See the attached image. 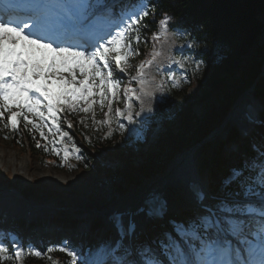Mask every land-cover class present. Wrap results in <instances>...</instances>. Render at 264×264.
<instances>
[{"label": "snow or ice", "instance_id": "obj_1", "mask_svg": "<svg viewBox=\"0 0 264 264\" xmlns=\"http://www.w3.org/2000/svg\"><path fill=\"white\" fill-rule=\"evenodd\" d=\"M6 8L9 12L26 10L31 23L0 18V117L5 112L11 113L4 127L18 131V117L22 116L25 127L31 125L42 139H49L44 131L48 128L49 132L59 133L63 140L69 134L61 130L58 113L64 111L65 104L75 107L74 101L87 102L94 87L100 89L97 94L101 109L109 93L113 98L118 96L114 90H118L120 82L114 78V69L125 73L130 67L129 60L138 51L133 45H139L141 30L147 27L143 21L149 16V5L142 0L119 5L115 0H55L54 4L51 0L47 3L27 0L23 4L8 0ZM159 24L166 32L167 19L160 20ZM153 39L158 40L160 36L154 35ZM145 63L152 61L141 63L137 76L131 77L142 85ZM29 67L36 77L52 74L66 86H73L53 93L46 84L41 85L29 76ZM58 67L68 69L71 79L56 71ZM196 67L198 70L199 65ZM77 70L84 79L77 81ZM77 84L79 86H74ZM133 91L125 90L129 101L128 94ZM91 103L79 111H90ZM111 103L109 100V111ZM13 107L18 111H12ZM127 108V119L131 123V103ZM28 113L40 122L30 120ZM116 114L124 113L117 109ZM248 119L264 124V104L259 110L251 107ZM51 143L52 152L60 156L56 141L53 139ZM36 147H41L39 141ZM249 147L253 156L229 170L218 193L210 194L199 182L190 183L188 191L197 211L183 218L170 217L156 237L139 238L138 221L159 220L166 215L165 202L157 193L149 192L134 208L117 209L112 213L109 222L113 237L99 243L87 256L67 246L58 250L67 253L70 264H77L78 257L80 264H264V142L259 146L258 172L254 163L257 145L252 143ZM45 150L48 151L47 146ZM75 151L78 153L80 149ZM68 157L69 151L65 149L64 161ZM8 243H15L18 249L10 254ZM55 250L48 248L47 252ZM27 255L40 258L45 253L32 245L25 251L19 238L0 239V260L18 261ZM47 258L52 260L50 256Z\"/></svg>", "mask_w": 264, "mask_h": 264}, {"label": "trees", "instance_id": "obj_2", "mask_svg": "<svg viewBox=\"0 0 264 264\" xmlns=\"http://www.w3.org/2000/svg\"><path fill=\"white\" fill-rule=\"evenodd\" d=\"M148 5L149 16L143 21L147 27L141 30L139 45H133L138 50L137 55L151 59L148 49L157 47L159 39L154 40L153 36H160L159 22L165 18L167 26L186 45V80L178 87L170 85L152 118V129L160 124L162 133L154 143H136L143 161L137 165L129 140L123 141L116 132L103 138L91 126H77V134L88 138V141L84 140L85 146L98 155L78 143L84 157L80 167L86 171L94 169L112 181H118L121 192L154 179L164 172L174 155L208 137L227 117L244 89L257 79L264 56V44L259 45L264 34V0H151ZM257 95L264 102V82L257 88ZM202 104L206 114L200 120L194 109ZM19 122L20 129L14 131L4 127L8 115L5 113L0 117V138L6 145L25 149L27 144L30 157L36 162H61L60 156L52 152L50 142L29 126L26 128L22 116ZM235 136L233 131L226 144L235 140ZM36 141L41 147H36ZM224 145L220 142L204 159V165L211 170V179H218L217 170L224 172L220 166L225 163L219 158ZM258 157L259 152H255L256 162H260ZM219 188V185L215 186L216 192ZM42 192L31 186L25 194L40 200ZM99 225L96 221L95 228ZM49 256L52 260L47 258ZM70 259L64 252L55 250L40 258L28 255L25 264H70ZM0 264L19 262L5 259L0 260Z\"/></svg>", "mask_w": 264, "mask_h": 264}, {"label": "rangeland", "instance_id": "obj_3", "mask_svg": "<svg viewBox=\"0 0 264 264\" xmlns=\"http://www.w3.org/2000/svg\"><path fill=\"white\" fill-rule=\"evenodd\" d=\"M263 44H264V34L262 35L259 42L260 46H262ZM167 45H168V38H166V42L161 43V53L159 55H162V53L164 52L162 49L164 46ZM158 58H161V56ZM169 59L171 64H168L165 67H160L159 69H157V73L155 74V78H157L161 83L162 89L159 98H157V100L151 106V110H149V114H151V112L155 109L156 104L159 102V99L165 96L166 89L169 83L171 82L177 83V80L183 76L182 75L184 70L183 65L173 64V62L171 61L172 57L170 56ZM141 63H142L141 61H136V63H134L132 66L127 68L128 71L133 75L138 74V68ZM155 68L157 67L152 66L151 68L152 71H154ZM148 72L149 69H143L141 75L145 77V75L148 74ZM50 76H52V74L48 75V77ZM261 82H262L261 80L258 81L257 83L258 87H260L259 83ZM53 84H54L53 86L60 92L65 89V88H61L60 83H53ZM252 88L253 85L251 84L245 90H247V92H250ZM114 91L118 92V96L116 98H113L111 96V93L108 94V96H111L113 100L111 103V111H109V107L107 103V111L105 114L107 125L111 128H116L117 131L118 130L120 131V129H124L126 131V135L125 137H123V140L127 139L128 136L132 135L136 141L146 139L148 143H154L158 134L162 132V127H160L156 132H154L151 131L150 129L149 119L145 123L144 122L141 123V120L144 114L146 113V107L143 104L138 105L140 113L138 116L134 117L133 126H131L132 122L130 123L127 117L125 118L124 115L118 116L116 114V109H117L116 106H123L124 110H126L127 105L130 103L129 99L124 94L125 88L124 87L118 88V90H114ZM137 97H139V99H137ZM137 97L134 95V99L132 102L136 103V100L137 101L141 100L139 94L137 95ZM92 101H94V99L87 100V102H85L84 100L74 101L73 104L75 105V107L65 104L63 106L64 111L68 110L69 112H71L73 114L74 119L77 118L79 120L81 119V117L90 118V122L93 125L92 126L93 129L98 133H102L104 131L105 120L103 118H102V122H99L97 120V115L99 112L98 111L99 103L98 101L97 102L95 101V103H91ZM89 103H91L90 111L88 112L79 111V108L89 107ZM82 104H87V106L86 107L80 106ZM43 110L44 109H42V111ZM194 110L197 117L200 120H202L204 115L206 114L205 105L204 104L198 105L195 107ZM64 111L60 112V114H62L63 116L65 115ZM45 115H47L46 112ZM112 118H116L115 124L112 122ZM47 122L51 126L52 124L51 119H49ZM120 125H124V127L121 128ZM224 125H225L224 123H221L217 128L218 129L222 128ZM224 127H225L224 131H228L230 126L226 125ZM51 133L53 135L56 134L54 130ZM217 138L215 137L210 139L211 145L209 147L199 148L197 150L198 151L197 165L201 164L203 162L204 157H206L207 152H209L212 148L216 146L218 141ZM190 147H192V145ZM73 148L74 145H71L70 147L68 146L65 149L69 151L68 160L74 162L77 165L79 162V159H77V157L79 155ZM56 149L59 151V147H57ZM132 151L135 157L134 160L135 164L138 165L139 163L143 162L135 147L133 148ZM172 164L173 162H171L169 168L167 167L166 171L162 175L157 176L153 180L146 181L137 188H133V189L127 188L125 194H121L119 193L118 190V181L113 182L112 180H108L105 177L99 175L98 172H96L94 169H91L90 171H86L83 168H77L76 165H73L70 168L62 167V166H58L56 168L55 166L50 165L49 163L46 162L44 163L36 162L33 161L32 158H30L29 151L26 148L25 149L13 148L11 146L6 145L5 142L0 139V192L12 190L23 193L25 191V188H27L28 186H29L28 189L31 186H34L38 191H43L41 193L42 195L41 201L39 203L38 202H33V203L39 204L40 209H43V211L38 212V214L48 215V220L50 219L51 220L50 223L56 227L54 218L59 216L55 213L57 212L55 211L57 207L59 209L64 208L66 209V212L69 213H73L72 210L86 211V212H81L79 216L85 217L86 219H88L87 221H91L94 218L98 219V213L110 209L112 205H117L118 203L123 202L127 198H130V196L132 195L141 194L144 191V189L147 188L148 185L158 180L159 177L161 176L166 177L167 175L165 174L169 173ZM62 178L65 179V181L62 182ZM174 193H175V197L173 198H174V203L176 205L183 198L179 196L182 193L180 192H174ZM13 200L14 203L18 205H23L25 203V201L19 195H17L16 199ZM66 212L64 213V215H67ZM21 213L17 212L18 216L21 215L23 216V214ZM100 230L96 233L101 232ZM63 233L67 238V235H71V230L66 229V231ZM95 236L96 234L94 235L92 234L93 238H96ZM154 237L156 236L154 234H151L145 237V239H150ZM90 246L91 245H89L86 248V250H83V246H75L72 248V250H75L78 254L87 256L88 253L91 251ZM77 260H79V257Z\"/></svg>", "mask_w": 264, "mask_h": 264}, {"label": "bare ground", "instance_id": "obj_4", "mask_svg": "<svg viewBox=\"0 0 264 264\" xmlns=\"http://www.w3.org/2000/svg\"><path fill=\"white\" fill-rule=\"evenodd\" d=\"M161 60H162L161 58L156 59L153 62V66L157 67V65L159 63H161ZM29 76L31 78H34V74L32 73V71L29 72ZM154 87L155 86H153V88ZM141 98H142V102L144 104L148 103V100L144 96H142ZM194 156H195V154L193 152V153H190L187 155L185 154L182 157L177 158L175 161H173V164L169 170V173L166 174L167 176L159 178L158 180L152 182L149 186H147V188H149V187L152 188V187H156V186L166 187L167 184L179 183L182 180V178H184L185 175H189L190 173L194 172V167L192 166ZM63 181H65V179L62 178V182ZM17 195L20 196L19 191L10 190V191H6V192H0V202L7 204V205H11V204H13L12 203L13 201L10 198L13 196L16 197ZM138 196L139 195H132V196H130V198H127L124 202L130 203V202L134 201L135 199H137ZM13 209L17 210L18 206L14 205ZM0 210H1V207H0Z\"/></svg>", "mask_w": 264, "mask_h": 264}, {"label": "water", "instance_id": "obj_5", "mask_svg": "<svg viewBox=\"0 0 264 264\" xmlns=\"http://www.w3.org/2000/svg\"><path fill=\"white\" fill-rule=\"evenodd\" d=\"M260 17L263 19L262 15Z\"/></svg>", "mask_w": 264, "mask_h": 264}]
</instances>
